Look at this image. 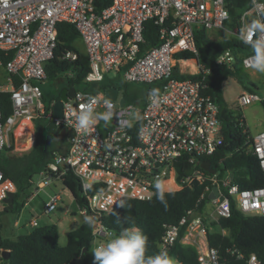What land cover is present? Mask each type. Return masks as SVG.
I'll use <instances>...</instances> for the list:
<instances>
[{"label": "built area", "instance_id": "1", "mask_svg": "<svg viewBox=\"0 0 264 264\" xmlns=\"http://www.w3.org/2000/svg\"><path fill=\"white\" fill-rule=\"evenodd\" d=\"M95 1L0 0V70L4 74L0 92L9 93L12 108L3 120L0 106V151L10 147V138L18 129L19 133H33V141L37 118L53 120L55 127H61L59 132L67 145L37 174L36 193L55 181L62 183V176L71 171L86 199V209L81 211L95 218L93 246L116 234L104 226L102 217L123 199H150L157 179L164 184L169 181L165 185L170 191L194 182L205 183L195 206L166 228L159 250L168 251L180 240L195 248L200 264H220L217 249L207 241L209 222L228 217L231 200L244 214L264 215V185L245 189L234 184L232 170L222 160L217 163L219 168L211 165L216 173L201 167L203 158L213 155L223 142L219 105L204 92L205 76L211 68L232 67L234 52L225 49L212 67L177 54H197L195 34L200 30L222 32L225 39L242 41L245 26L264 19L255 6L264 5V0H249L250 7L240 13L234 32L225 26L230 17L226 0H109L102 8H97ZM148 20L158 27L159 43L153 47L145 46L143 32ZM60 22L72 24L84 44L89 61L85 83L98 84L121 72L122 82L155 85L157 94L152 96L151 89L142 101L135 102L126 101L123 95L125 100L120 105L106 99L103 92L76 90L73 97L63 101L62 116L54 117V99L47 108L39 83L47 80L45 64L54 57ZM258 35L264 38V33ZM250 56L251 52L242 57L244 70L253 69L246 64ZM76 57L75 51H68L63 58L72 61ZM176 65L180 73L200 77L175 78ZM182 67H190L188 73ZM89 97L97 98L96 112H104V100H109L116 114L110 122L97 120L89 129L79 130L75 117ZM236 102L239 107L258 102L264 108V94L242 90ZM237 120L242 132L248 134L246 143L258 158L264 178V130L251 133L243 116ZM125 122L129 126H124ZM178 168L183 171L179 177ZM213 187L218 193L209 199ZM15 190L13 181L0 168V208ZM59 200V193L49 196L43 212H52ZM202 200L206 201L200 209ZM30 224L37 222L33 219ZM246 264L262 262L251 254Z\"/></svg>", "mask_w": 264, "mask_h": 264}, {"label": "trees", "instance_id": "2", "mask_svg": "<svg viewBox=\"0 0 264 264\" xmlns=\"http://www.w3.org/2000/svg\"><path fill=\"white\" fill-rule=\"evenodd\" d=\"M226 1L230 17L225 22V26L234 32L238 26L240 13L250 7V1ZM108 2L109 0H96L95 6L102 8ZM56 28L57 44L54 57L45 64L47 80L64 78L66 85L64 84L62 88L65 86L75 87L77 91L91 93L104 91L108 87H116L123 90L126 101H142L134 93H129L128 84L120 79L121 72H118L114 78H104L95 87L85 83L84 77L89 70V61L79 33L72 24L66 22L58 23ZM143 34L145 46L158 45V27L152 20L145 23ZM195 46L196 55L182 52L177 56L187 59L196 58L205 67H212L214 60L225 49L231 48L235 55L232 67L211 68L205 76L206 88L204 92L209 94L219 105L218 117L221 122L223 142L213 155L203 159L209 160L214 167H218L217 163L222 160L225 167L232 170L233 183L241 188L252 189L262 186L264 185L263 173L258 158L252 154L248 143H246L248 134L242 132L237 120L239 116L228 108L223 95V83L230 76L238 79L246 91L255 92L257 89L256 84L251 81L241 64L242 57L250 53L251 49L235 37L214 42L207 37V33L203 30L196 32ZM68 51L77 53L75 60L69 61L63 58ZM173 77L195 79L200 75L182 74L176 65ZM144 86L146 88L145 95L149 90L156 88L155 85L144 84ZM9 96L8 92H0L3 120L11 113ZM43 99L48 108L53 99ZM45 125V119L37 118L35 120L34 142L23 156L10 158L4 155L8 148L0 151V168L4 176L13 181L16 188L13 193V205L11 207L3 205L0 208V218L7 213L20 215L24 202H19V198L33 186L35 176L47 163L52 161L54 153L62 150L51 143ZM182 174L183 171L178 168V177ZM62 185L69 191L79 209H86V199L82 194L78 179L71 171L62 176ZM204 187L205 183L194 182L181 190L166 192L167 208L157 199L155 193L148 200L123 199L121 200L124 203L123 207H118V203L101 220L106 228L116 234L122 228L138 227L147 236V254H152L159 250V242L166 228L176 224L187 210L195 206ZM224 194L226 196V192ZM205 201L202 200L199 203L200 209L203 208ZM86 215L91 216V213L87 211ZM117 217H119V222ZM93 229L94 226L89 227L83 221L77 228L68 231L66 243L61 245L59 228L54 223L35 226L30 232L15 237L5 236L0 225V264H90ZM182 231L183 228L180 230V235ZM207 241L210 247L217 249L220 264H246V259L251 254L256 255L264 264V215L244 214L235 208L234 201L231 200L229 216L209 222ZM3 250H9L7 261L1 257ZM168 253L181 264H200L195 248L181 243L180 240L174 243ZM239 253L242 257H238Z\"/></svg>", "mask_w": 264, "mask_h": 264}, {"label": "rangeland", "instance_id": "3", "mask_svg": "<svg viewBox=\"0 0 264 264\" xmlns=\"http://www.w3.org/2000/svg\"><path fill=\"white\" fill-rule=\"evenodd\" d=\"M207 37L214 42L225 40L224 34L222 32H216L214 30L208 31ZM189 69L190 67H185V69L183 68V70H186V72H183L188 73L187 71ZM245 71L249 75L251 81H253L257 86L255 92L263 95L264 73H259L254 69ZM2 82L3 75L0 72V83ZM64 84V78L46 80L44 83H39L44 93L45 99L56 98L61 87ZM90 85L92 87H95L97 83H93ZM242 90H244L242 84L235 77L230 76L227 78V80H225V82L223 83V92L224 97L228 102V108L233 110L236 115L243 116L246 123L248 124L249 129L253 133L264 130V108L260 103L255 102L244 107H239L237 105L236 97ZM128 91L129 93H134L138 98H141L143 100L145 97L146 88L144 84L131 83L128 84ZM100 92L104 93V91ZM19 132L20 129L15 130V133L10 138V147L4 152V155L6 157L11 158L23 156L29 151L30 147L32 146L34 139L32 141L31 135H33V133L30 134L27 130H23L22 133ZM48 137L51 140V143L55 146H58L59 148H64L67 145V139L62 132L57 135L49 133ZM36 180H38L37 175L35 176V182L33 186L30 189L26 190L19 198V202H24V206L20 215L16 216L13 213H7L2 216V219H0V224H3V227L5 229V224H12L16 219H18L20 224H27L26 230L28 231L32 230V228H34L36 225L42 226L49 223L59 224L58 228L60 244L64 245L66 243L67 232L71 229L77 228L84 221L85 214L79 209L69 191L64 188L60 181H55L54 184L46 186L44 189L39 190L36 193ZM32 193H35L34 196H31ZM54 193L60 194V200L57 202V206L52 212H50L49 214H45L43 212L44 204L49 199V196ZM33 219L36 220V225H30L29 221ZM20 234L22 233H19L18 235ZM91 247L93 248V245ZM93 262L94 256L91 252L90 264H93Z\"/></svg>", "mask_w": 264, "mask_h": 264}, {"label": "clouds", "instance_id": "4", "mask_svg": "<svg viewBox=\"0 0 264 264\" xmlns=\"http://www.w3.org/2000/svg\"><path fill=\"white\" fill-rule=\"evenodd\" d=\"M258 8L260 16H264V5H255ZM258 33H264V19H255L244 28L242 43L251 49V56L246 61L259 73H264V38ZM156 90H152L151 95L155 96ZM98 103L97 98L89 97L83 107L76 114V128L87 130L92 127L97 120L110 122L113 119L114 103L104 100L106 110L102 113L96 112L94 105ZM129 126V122L123 123ZM155 195L157 199L167 208L165 193L170 190L159 179L154 182ZM123 201H120L118 207H123ZM119 222V217H117ZM84 224L89 227L94 226L95 218L85 216ZM148 240L147 236L135 226L122 228L117 234L103 241L94 242L92 253L94 256L93 264H178V262L169 255L167 249H161L152 254H147Z\"/></svg>", "mask_w": 264, "mask_h": 264}, {"label": "water", "instance_id": "5", "mask_svg": "<svg viewBox=\"0 0 264 264\" xmlns=\"http://www.w3.org/2000/svg\"><path fill=\"white\" fill-rule=\"evenodd\" d=\"M75 87H64L62 88L57 97L53 98L54 102L52 104V112L54 117H61L62 116V105L63 101H66L69 97H73L75 94ZM104 95L106 99L109 100H115L118 102V104L122 105L124 103V97H123V90L122 89H117L115 87H108L104 90ZM46 131L50 134L57 135L60 126L55 127L54 121L53 120H48L46 125H45ZM201 167L206 170L207 172L213 174L216 173L217 171L211 167V162L209 160H204L201 162ZM218 191L216 187L212 188V191L208 194V198L212 199L217 195ZM13 199L14 195L13 193H9L7 198L4 200L3 204L12 206L13 205ZM9 250H3L1 252V257L4 261H7L9 259Z\"/></svg>", "mask_w": 264, "mask_h": 264}, {"label": "crops", "instance_id": "6", "mask_svg": "<svg viewBox=\"0 0 264 264\" xmlns=\"http://www.w3.org/2000/svg\"><path fill=\"white\" fill-rule=\"evenodd\" d=\"M187 63V62H186ZM180 69V68H179ZM185 69V67H184ZM182 71L183 70V67H182ZM0 72L2 73L3 75V81H4V74H3V71L0 70ZM62 88V87H61ZM61 90V89H60ZM44 95V93H43ZM223 95H224V92H223ZM225 101H226V98L224 97ZM226 103L228 104V102L226 101ZM250 130V129H249ZM251 133H253L251 130H250ZM30 199V198H29ZM23 209V208H22ZM22 211V210H21ZM19 218V217H18ZM2 219V217L0 218ZM30 223V221H29ZM1 225V231L2 233L7 236V237H15L17 236L19 233H22V234H25V233H28L30 232L31 230H26V227H27V224H20L19 220L16 219L12 224H5V229L3 227V224H0ZM31 225V224H30ZM59 224H57L58 226ZM37 226V225H36ZM65 228V227H64ZM33 229V228H32ZM72 230V229H71ZM70 231V230H69ZM225 232V231H224ZM68 233V232H67ZM59 242H60V236H59Z\"/></svg>", "mask_w": 264, "mask_h": 264}, {"label": "bare ground", "instance_id": "7", "mask_svg": "<svg viewBox=\"0 0 264 264\" xmlns=\"http://www.w3.org/2000/svg\"><path fill=\"white\" fill-rule=\"evenodd\" d=\"M183 65H185V66H186V63H185V64L183 63ZM169 183H170V182H169V181H167L165 184H169Z\"/></svg>", "mask_w": 264, "mask_h": 264}, {"label": "flooded vegetation", "instance_id": "8", "mask_svg": "<svg viewBox=\"0 0 264 264\" xmlns=\"http://www.w3.org/2000/svg\"><path fill=\"white\" fill-rule=\"evenodd\" d=\"M66 85V84H65ZM65 87H68V86H65Z\"/></svg>", "mask_w": 264, "mask_h": 264}]
</instances>
